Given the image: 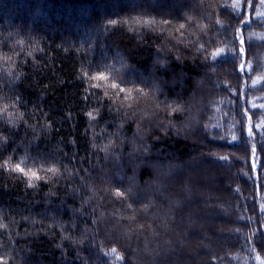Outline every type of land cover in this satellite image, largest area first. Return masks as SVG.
Returning a JSON list of instances; mask_svg holds the SVG:
<instances>
[{
	"label": "trees",
	"instance_id": "obj_1",
	"mask_svg": "<svg viewBox=\"0 0 264 264\" xmlns=\"http://www.w3.org/2000/svg\"><path fill=\"white\" fill-rule=\"evenodd\" d=\"M236 2L0 0V56L16 62L9 75L11 62L0 59V106L9 104L14 121L0 114V161L28 155L62 170L35 188L0 170L7 264L264 261V199L256 189L264 194V6L245 4L241 25ZM185 16L195 23L181 36ZM149 17L157 21L152 30L135 24ZM110 19L127 23L111 26ZM242 59L249 62L243 72ZM84 71H103L109 80L99 83L122 81L149 95L134 91L132 109L122 99L101 102L102 89L89 88L85 100ZM169 104L182 111L168 116ZM116 188L129 194L116 197Z\"/></svg>",
	"mask_w": 264,
	"mask_h": 264
},
{
	"label": "snow or ice",
	"instance_id": "obj_2",
	"mask_svg": "<svg viewBox=\"0 0 264 264\" xmlns=\"http://www.w3.org/2000/svg\"><path fill=\"white\" fill-rule=\"evenodd\" d=\"M247 4L250 8H254L256 5V0H237L236 4L233 5V7L235 9H238V11L236 12V19L238 20L239 24L243 25L246 24L248 22V17H246L243 20H240L239 17L240 16H244V5ZM260 4L261 6H264V0H260ZM261 16H264V14H259ZM108 25L111 26H121L124 23H127V21H120L117 19H110L106 22ZM157 21L155 20V18L149 17V18H135V24L138 26H142L146 29L152 30L154 28V26L156 25ZM162 23L164 25H170L172 23L171 20H163ZM195 23L194 19L192 17L189 16H185L184 17V21L179 23V27L178 29H176V31L180 32L181 36H183L184 34V30H186L187 27H191L193 24ZM219 23V21L217 22ZM201 31H203V25L199 26ZM237 32L240 31L239 28L236 29ZM18 44H23V40L17 41ZM183 43V41H178V44ZM177 45H173L174 47L178 46ZM244 41L243 39L240 40V45L241 47L238 50V55L240 57H243L246 55L245 53V49L243 47ZM185 48H191L192 47V43L189 42L188 44L184 45ZM38 49L33 48L32 51L27 52V55L29 57L32 56L33 51H36ZM40 51H42V49H39ZM160 49H157V52L159 53ZM197 51H206L205 45L204 44H199L197 47ZM225 51V49L221 48V49H217L215 52H213L211 55L212 57H217L221 54H223ZM0 59H3L4 61L8 62L10 61L11 63L9 64V68H8V74L12 75V68L15 66V60L13 59L12 56H9L7 54H4L2 56H0ZM177 59H179V57H177ZM208 57H205V60H207ZM249 62L246 60H241V64L239 66L238 71H245V65L248 64ZM248 71L251 70V68L249 67L247 69ZM81 79L83 80L84 84H85V93L86 95L83 97L85 100H87L89 98V88L91 89H102L103 90V96L101 99V102L106 101L111 99L112 103L115 104L116 101L118 99H122V101L127 102L124 106H126L128 109H132L133 108V104H134V97H133V92L135 91V93H137L140 97H148V91L145 87H136L135 89L131 88V87H124L123 86V82H117L116 80H113L111 83H99V82H107L109 80V76L103 72V71H98L95 73H92L91 75L89 74L88 71H84L82 73V77ZM89 81H92L93 83L89 84ZM254 83H256L254 81ZM108 89H112L113 92H110ZM123 94V95H122ZM2 99V98H0ZM20 98L16 97V100L12 102V107H15L16 104L19 102ZM169 111L167 112L168 116H174L175 114L179 113L182 111V108L179 105H176L175 107H173L171 104L167 105ZM9 108V104L8 103H3L2 106H0V114H7L8 117L10 118L8 120L9 124H14V121L11 119L12 117V113L8 111ZM156 109L157 110H161L160 109V104L156 105ZM247 111V110H246ZM147 114V113H146ZM23 113H19L18 114V118L19 119H23ZM88 118L90 120H96L97 119V115H98V110L94 109L92 111H89L87 114ZM134 115V113H133ZM253 132H252V126L251 124L248 127V136H252ZM221 139H223V137H221ZM232 140L236 141L237 137L235 135L232 136ZM6 141V138L3 136H0V143H3ZM95 147V146H94ZM262 148H264V144H262L261 146ZM105 151H107V146L104 149ZM256 145L253 144L252 145V172L253 174L256 176L257 179H259V173L257 171L258 169V164H259V157L256 155ZM221 159H224L223 157ZM30 160L32 161L30 163ZM260 167H264V165H259ZM0 170L4 171V172H8L11 174H16L22 178H24L27 182V187L29 188H35L39 186V182L43 181L44 183H48L53 177H59L61 175V168L57 166L56 163H51L48 164L47 166H45L44 163H40V164H36V162L34 160H32V158L28 155L25 156H21L18 158H15L12 155H9L6 159L0 161ZM45 173V174H42ZM47 174H51V175H47ZM260 185L257 184L256 185V189H257V196H260L262 199H264V194H261V192L259 191L260 189ZM129 193H126L125 191H122L119 188H116L114 190V195L116 197H125L126 195H128ZM175 204H177V206L179 205V202H173ZM129 207H131V205H129ZM259 209L260 211L264 212V202L260 203L259 205ZM7 225L0 222V228H6ZM255 250V249H253ZM111 253L115 254L116 259L123 261L124 257L117 251V248L115 246H113L111 248ZM256 259L258 261H261V257L259 254H257ZM0 264H7V258L6 257H0ZM261 264H264V261H261Z\"/></svg>",
	"mask_w": 264,
	"mask_h": 264
},
{
	"label": "rangeland",
	"instance_id": "obj_3",
	"mask_svg": "<svg viewBox=\"0 0 264 264\" xmlns=\"http://www.w3.org/2000/svg\"><path fill=\"white\" fill-rule=\"evenodd\" d=\"M225 170H228L226 167H223ZM233 172H230V174H232ZM227 206V205H226ZM223 207H221V209H222ZM228 208H230V206L228 205L227 207H226V209L228 210ZM227 210H225V212H227Z\"/></svg>",
	"mask_w": 264,
	"mask_h": 264
}]
</instances>
